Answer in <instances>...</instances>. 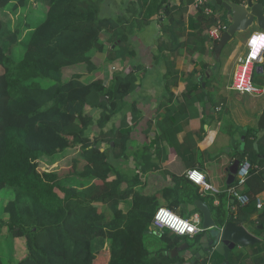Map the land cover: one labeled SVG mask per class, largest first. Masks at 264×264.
Returning a JSON list of instances; mask_svg holds the SVG:
<instances>
[{
  "label": "trees",
  "instance_id": "1",
  "mask_svg": "<svg viewBox=\"0 0 264 264\" xmlns=\"http://www.w3.org/2000/svg\"><path fill=\"white\" fill-rule=\"evenodd\" d=\"M175 1L132 0L118 14L107 15L113 8L105 0L103 16L99 0H0V8L12 12L26 13L36 3L37 13H45L33 33L28 21L25 26L20 23L13 28L0 19V192L15 193L0 208V238L8 229L13 239L24 240L27 250L16 261L12 254L1 255L4 249H0V264L179 261L167 253L183 242L189 243L188 239L165 230L159 238V250L152 252L146 246L147 232H151L155 214L162 207L158 197L138 190L141 174L154 164L147 147L138 158L133 153L132 134L142 114L132 96L142 87L150 69L142 63L132 64L136 52L130 51L132 45L139 44L137 30L151 25L156 16L162 18L152 65L159 67L160 79L165 69L162 74L168 84L166 91H170L169 84L176 86L181 79L173 61L183 51L180 33H187L188 53L207 52L198 46L199 40L202 44L210 41L203 33L217 24V16H206L202 9L192 15L189 7L193 0H180L179 6L173 4ZM222 19L226 24L227 16ZM18 46L24 47L25 53L17 60L14 49ZM215 48L216 44L212 53ZM105 60L124 62L123 70L114 72L110 81L100 71ZM129 66L134 70L127 73ZM204 67L210 68L208 64ZM197 74L194 71L188 77L192 82L185 94L188 101L202 84L197 82ZM91 75L92 81L84 82V77ZM40 81L48 84L43 86ZM95 107L97 114L90 116ZM159 111L156 144L167 141L172 146L178 134L172 115L175 109L163 104ZM70 149L78 151L70 173L60 175L45 169L44 158H55ZM248 153L252 165L259 160L254 150ZM246 154H242L240 162ZM132 157L137 160L134 170L130 166ZM123 164L129 169H123ZM194 164L193 160L188 165L189 171L196 170ZM254 168L248 181L258 173ZM259 173L256 182L261 188L247 194L249 205L256 204L264 193V171ZM171 179L174 185L162 193L170 209L181 203L188 207L192 201L200 200L208 204L219 226L228 221L230 198L226 191L205 196L187 177ZM127 201L129 209L124 211L121 204ZM246 219L240 217L238 222Z\"/></svg>",
  "mask_w": 264,
  "mask_h": 264
},
{
  "label": "crops",
  "instance_id": "2",
  "mask_svg": "<svg viewBox=\"0 0 264 264\" xmlns=\"http://www.w3.org/2000/svg\"><path fill=\"white\" fill-rule=\"evenodd\" d=\"M131 1L115 0V3H119L117 6L123 8ZM109 3L112 8L115 6L114 0H110ZM261 3L264 4V0H261ZM173 4L179 6L180 0H176ZM212 8L216 14L217 9ZM221 10L225 11L223 8L218 11ZM189 13L194 15L197 11L189 7ZM216 16L218 18L217 24L219 21H223L222 14H216ZM152 20L159 32L158 38L161 34L160 22L163 19L156 16ZM222 23L225 24L224 22ZM145 29L142 31L145 32ZM137 31V34L141 32ZM190 31L189 29L188 32ZM208 31L205 30L203 36L207 37ZM255 31L261 30L256 28L251 33ZM245 33H237L229 43L235 42L240 35ZM179 37L183 51L173 58L175 70L181 76L176 86L169 84L170 91H166L168 84H165L162 74L165 73V69L162 72L160 69L162 75L161 84H146L144 81L142 87L132 96L138 102V109L142 114L139 124L132 134L133 153L138 158L139 154L144 152L143 149L147 147V154L152 156V163L154 164L153 168L146 174H141L142 185L138 187V190H141V194L158 197L160 207L173 211L182 219L192 220L194 216H198L200 233L194 237L180 236L189 238L190 249L187 252H181L180 256L177 257L179 258L178 264H191L193 261L195 264H212L213 260V264H224V257L218 254L215 248H211L204 256H201L200 260L195 259V255L201 249L200 240L205 232L203 230V215L201 212L196 209H189L197 200L189 203L188 207H186L185 203H181L180 205H174L170 209L167 200L162 198V193L174 185L171 179L172 176L186 178V173L190 170L188 165H192L194 160V165L197 166L195 169L203 173L207 182L213 187V190L205 191L202 187L195 184L200 188V192H203L205 196H214L226 191L230 198V204L228 205L229 215L234 216L236 222H238L240 217H246L247 219L244 222L238 223H243L247 230L260 240V243L254 246L247 248L237 247L233 250L230 254L229 264H264V217H261L264 213V208L262 210L257 209L255 203L241 206L229 191L236 185V176L234 181L230 184L228 183L230 168L237 161L240 162V157L244 152L247 153L245 159H248V152L253 154L254 150L259 160L253 163L254 169L258 173L256 172L253 178H250L251 180L249 179L247 184L240 188L242 193L249 194L258 191L261 185L256 182V176H260L259 172L263 173L264 171V93L260 95L242 94L232 90L233 76L237 68L238 59L245 54L246 42L249 37L244 45L239 42L238 47H233L228 43L223 48L220 56L217 54L216 48L215 53H212L215 44L211 43V41L202 44L201 40H199L198 46L204 47L207 52L204 54L198 52L188 53L186 50L187 33H180ZM138 40L139 44L137 46L139 47L142 64L151 69L153 68L152 58L156 47H151L148 43L143 42L141 38ZM232 48L236 50V53H234ZM139 63L136 56L132 64ZM206 64L210 68H205ZM194 71L198 72L196 75L197 82L202 84L193 93V96H190L188 101L185 98V94L188 86L192 84L188 77ZM146 79L148 80V77ZM253 83L257 88H264V54L263 62L255 67ZM204 88H206V91ZM194 100L196 102L192 104ZM163 104H168L169 108L175 109L172 115L175 116L178 134L173 139L172 146L167 141L159 145L156 144V137L160 134L155 129L156 118L160 112L159 107ZM132 161L131 170H134L137 160L132 157ZM227 186L232 187L228 190ZM261 198L264 199V193ZM128 201L121 204V208L124 211L129 209ZM132 201L131 198V206ZM218 203L219 201L216 200L215 204L218 205ZM253 209H256V211H253ZM186 211L194 213L191 218H184ZM158 234L164 235L161 232ZM197 236H201L200 239L197 240ZM217 254L221 258L216 256ZM187 256L186 262L181 263V260Z\"/></svg>",
  "mask_w": 264,
  "mask_h": 264
},
{
  "label": "rangeland",
  "instance_id": "3",
  "mask_svg": "<svg viewBox=\"0 0 264 264\" xmlns=\"http://www.w3.org/2000/svg\"><path fill=\"white\" fill-rule=\"evenodd\" d=\"M108 1L110 2V0H108ZM104 2H105V0H103V3L101 0H99V3H98L103 16L106 15L103 12L104 11L103 10ZM114 3H115V0H114ZM117 4H119V3H115V6H113V9H112L113 12L109 13L107 15L118 14V12L122 10V7L117 6ZM37 8H39V7L36 3H34L31 6V8H29L26 11V13H24V12L21 13V11L12 12L9 10V8H0V19L3 20L4 22L10 23L13 28H18L20 23H22V25L25 26L26 25L25 23H27V21H28V23L31 26H33V30H32V33H33L34 29L43 22L44 17H45V13H37L38 12L36 10ZM31 9L36 10V13H33L34 11L30 12ZM29 14H30V16H29L30 18L28 17ZM216 14L217 15L222 14L223 16H226V12L223 10H221V11L216 10ZM256 28L257 27L254 25L253 28L250 29L248 32H246L243 35H240L238 37V39H236L235 42H232L229 44H231L233 47H238L239 42L242 43V45H244L247 38L249 37L248 35H250L249 33L256 30ZM158 33L159 32L156 29V25L154 23H152L151 25L146 27L145 32L141 31L135 37L137 39L141 38V40L143 42H146L149 45H151V47H154L156 45V42H157L156 38L158 36ZM25 35L26 34L24 32V29L21 28V37L24 38ZM131 50L132 51L135 50L137 53V54H135V56H133L134 58L131 59L132 60L131 63H133L136 56H137V59L139 60V62L142 63V60H141L142 58H141L140 53H139V47L137 45H132V48H130V51ZM233 51H234V53H236L235 49H233ZM24 53H25V48L18 46L17 48L14 49V58H16L18 60L24 56ZM113 67L117 68L119 71L123 70V68H124L123 60H119V61H116L113 63L105 60V63H104V65H102V68L100 71L102 74L105 75L106 79L109 81L112 78V75L114 74V72L118 71ZM128 68L133 69L132 66H129ZM158 69H159L158 66H155V67L150 69V72H148V75H147L148 80L147 79L145 80L146 84H161ZM133 70H131V72H133ZM1 71H2V68H0V73H1ZM92 79H93V75L88 76V77H84V82L89 83L90 81H92ZM39 83L43 86L48 84L47 82H42V81H40ZM143 84H144V82H143ZM95 114H97V113H95ZM76 157H78V151H75V149H70V150H68V151H66L60 155H57L55 158H44L42 160V163H43L45 169L54 170L55 172L60 173V175H65V174L71 172L72 160ZM130 166H131V162H130ZM119 167H120V164H119ZM122 168L126 169V170L129 169L128 167L125 166V164H123ZM111 180H113V177L109 179V181H111ZM14 195H15V193L13 190H12V194H11L10 190L9 191L5 190L4 192H0V208L2 209L3 206L5 205L4 201H10V199H12L14 197ZM100 208L104 209L103 206H101ZM125 211H127V209ZM192 215H193V212L186 211L184 218L189 219L192 217ZM150 230H151V234H149L148 237L146 238V246L149 248V250H151L152 252H155L162 247L161 243L159 242L160 234H158V233L160 231H158L154 227H152ZM1 234H2V237L0 238V249H4V251H2V253H1V255L5 254L8 256V255L12 254L15 257L16 261H20L27 253L24 240L13 239L10 236L8 229H5ZM182 239H189V238L188 237H182ZM106 249H108V248H106ZM102 256L103 255L99 256V260L102 258Z\"/></svg>",
  "mask_w": 264,
  "mask_h": 264
},
{
  "label": "built area",
  "instance_id": "4",
  "mask_svg": "<svg viewBox=\"0 0 264 264\" xmlns=\"http://www.w3.org/2000/svg\"><path fill=\"white\" fill-rule=\"evenodd\" d=\"M210 0H193L190 8L193 10L202 9L206 16H216L214 9L209 6ZM254 3H261V0H252ZM248 0H241L240 5H247ZM227 30V24L218 22L208 31L209 40L216 44L219 43L223 33ZM264 54V31H255L250 34L246 42V52L238 59L237 68L233 76L232 90L242 94L260 95L264 93V88H257L253 83V74L257 64L263 62ZM254 166L248 159H244L240 164L236 174V185L230 189V194L241 205H247L250 198L242 193L240 188L247 184L248 178ZM187 178L192 183L202 187L203 190H213V187L207 182L206 176L198 170H191L187 173ZM256 207L259 210L264 208V199L258 198ZM198 216L192 220H185L177 216L167 208H160L155 214L153 227L163 233L168 230L179 236H195L200 233L198 226Z\"/></svg>",
  "mask_w": 264,
  "mask_h": 264
},
{
  "label": "water",
  "instance_id": "5",
  "mask_svg": "<svg viewBox=\"0 0 264 264\" xmlns=\"http://www.w3.org/2000/svg\"><path fill=\"white\" fill-rule=\"evenodd\" d=\"M209 6L217 10L223 8L227 13V30L223 33L220 42L216 45V52L219 56L223 48L237 33L247 32L254 25L264 31L263 3H254L252 0H248L247 5L244 6L236 4L232 0H210ZM131 70L132 68H128L127 73H130ZM209 72L212 73L211 71ZM102 100L106 101V98H102ZM96 112L97 108L95 107L90 112V116H94ZM239 164L240 162L237 161L230 168L228 177L229 184L235 180ZM189 209L199 210L203 215V230L205 232L200 240L201 249L195 255L196 260H200L201 256H204L211 248H215L216 252L224 257V264H229L230 254L237 247L247 248L260 243V240L253 236L243 223H238L234 220V216H230L225 225L219 226L212 218V212L209 206L203 201H196ZM147 234H151V232H147ZM189 249L190 243L184 242L183 246L173 249L167 255L176 258L180 256L181 252H187ZM187 258L188 256L183 258L181 263H185ZM191 264H195V262L193 261Z\"/></svg>",
  "mask_w": 264,
  "mask_h": 264
},
{
  "label": "clouds",
  "instance_id": "6",
  "mask_svg": "<svg viewBox=\"0 0 264 264\" xmlns=\"http://www.w3.org/2000/svg\"><path fill=\"white\" fill-rule=\"evenodd\" d=\"M191 6V5H190ZM220 42V41H219ZM212 43V42H211ZM214 44V43H213ZM218 43H216V45H217ZM172 233V232H171ZM179 236V235H178ZM188 237H191V236H188ZM194 237V236H193Z\"/></svg>",
  "mask_w": 264,
  "mask_h": 264
}]
</instances>
